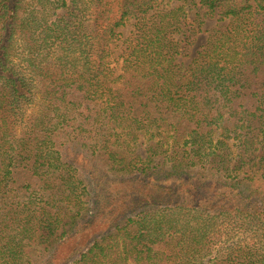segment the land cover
<instances>
[{"label": "trees", "instance_id": "obj_1", "mask_svg": "<svg viewBox=\"0 0 264 264\" xmlns=\"http://www.w3.org/2000/svg\"><path fill=\"white\" fill-rule=\"evenodd\" d=\"M175 1L0 0V264H264V0Z\"/></svg>", "mask_w": 264, "mask_h": 264}, {"label": "rangeland", "instance_id": "obj_2", "mask_svg": "<svg viewBox=\"0 0 264 264\" xmlns=\"http://www.w3.org/2000/svg\"><path fill=\"white\" fill-rule=\"evenodd\" d=\"M196 2V3H195ZM174 7H182L184 15L186 19L193 23L194 26L201 30L202 34L199 36L196 45L193 49L192 57L194 58L198 50L203 46L207 37L212 33H215L217 30L224 29L227 25V22H220L218 18H210V16L204 11V9H200L197 5L196 0H180L172 3ZM215 16V15H214ZM130 27H128L123 33L127 35L130 31ZM141 148L137 150L138 154H141Z\"/></svg>", "mask_w": 264, "mask_h": 264}]
</instances>
